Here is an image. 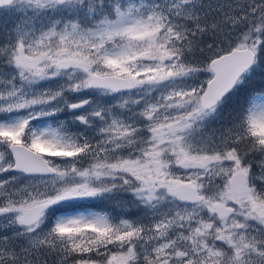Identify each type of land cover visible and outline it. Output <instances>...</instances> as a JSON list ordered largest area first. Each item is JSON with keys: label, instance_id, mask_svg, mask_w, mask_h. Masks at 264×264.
I'll list each match as a JSON object with an SVG mask.
<instances>
[{"label": "rangeland", "instance_id": "374dc122", "mask_svg": "<svg viewBox=\"0 0 264 264\" xmlns=\"http://www.w3.org/2000/svg\"><path fill=\"white\" fill-rule=\"evenodd\" d=\"M53 1L60 5L64 0ZM214 1H201L200 10L192 8L191 14L196 15L201 11L200 22L207 25L206 18L223 13L227 8V3H224L212 8L208 14L206 11ZM245 1L248 2V7H252L254 3L261 0ZM27 2L28 0H19L18 5ZM139 2L146 6V16L137 14L135 17L132 16L129 11L130 7L123 12L115 8V14L120 13L119 17L113 21L110 17H103L91 26L83 28L78 20L66 23L64 19H61L55 22L59 26L56 24L40 26L37 31L30 25L21 33L18 40H16L18 34L14 33L13 38L9 37L7 40L0 41V50L12 47V58L4 65L0 64V139L10 143L23 141L24 137L26 144L33 149L44 150L45 147L54 146L55 149L66 148L67 150V154H61L67 156H60L57 152L50 155L55 160L54 165L58 174L49 181L45 180L46 183H30L29 179L18 175L20 173L10 171L11 162L5 164L0 161V189L9 188L10 191H14L10 202L1 208L3 214L0 216V254L8 255L17 264H36V258L27 261L20 260V258L25 252H34L30 247H38L41 241H50L52 233L59 238V230L63 231L65 226L82 222L102 225L106 221L102 211L97 213L92 210L55 212L52 217L50 215L47 217L50 211L55 210L65 201L92 198V194L100 190L107 191L106 203L113 209L118 222L121 225L132 224L130 218L133 217V220L139 222V227H145L144 230L155 234L154 246L156 248L164 247L171 241L165 236L166 231L176 228L178 224L185 225L191 220L188 219L191 217L190 214L175 212L167 217V214L157 210L161 201H169L171 194L168 191L164 195L162 186L166 185L163 181H173L175 187L181 184L184 189H190L192 186L195 188L194 181L215 179L220 181V184L208 186L209 190L206 195V201L212 199L213 210L217 209L219 213L222 209L226 210L225 201L234 202L235 200L240 203L249 201L248 208L251 211L253 209L255 215L264 216V172L258 178L253 176L256 182L259 181L257 186H249L246 183V188L244 184L241 190L243 192L233 198L227 182L230 175L235 171H244L248 177V170L241 168L240 160L236 155L223 154L222 145L206 146L210 149L208 155L198 153L200 147L198 144L205 141L198 134L197 125L200 123L199 120H207L213 114L212 110L203 111L199 103L205 77L192 75L173 64L166 66L165 63L164 65V61L170 57L169 53L157 54L154 48L139 47L136 42L137 38L145 37V28L149 31L153 28V15H157L158 12L164 15L166 8L164 5L179 12L180 8L177 6L179 1L153 0L147 3L145 0H139ZM154 4H161L162 8L158 7L157 11ZM32 8L28 7L26 10ZM183 13L186 12L183 11ZM18 21L20 28H24V21ZM153 21L158 24V27L160 26L159 20L153 19ZM149 31L146 33L150 34ZM119 33L138 35L130 36L126 44L104 48L98 57L94 56L97 46L103 44V39ZM206 35L209 38L207 48H199L211 55L219 50L217 44L219 37L209 26ZM20 47L22 50L18 51ZM137 56L141 62L134 59ZM44 57L46 61L38 64L40 59L43 61ZM62 58L74 61L71 63L72 67L67 69L70 70L69 73H63L65 69L59 68L56 64ZM145 58L148 59V63L142 64ZM129 63L139 64V67L134 69L138 80L141 79L140 72L144 71L142 65L146 66L142 78L144 81H149L151 85L149 90L158 91L153 98L141 94L132 102H117L116 105H111L103 100L106 96H99L89 102L83 99V96H77L78 93L81 94L91 88L90 75L92 73L104 74L106 66L116 71H123V66L127 68ZM116 65L120 67L116 69ZM205 75L208 78L210 76ZM179 77L185 78L188 86L183 95L176 97V84ZM27 80H32L33 84L40 86L36 89L29 88ZM166 86L169 87L167 91ZM36 90L45 93L41 97L42 102L33 97ZM74 94L76 95L74 104L84 103L89 111L83 117L67 119L66 115H61L57 109H59V104L69 103L65 98L67 95ZM74 104L70 103L68 109L76 110ZM248 107L251 108L250 122L245 120L250 126L249 133H261L263 136L264 91L253 96ZM226 112L225 109L223 116ZM247 112L246 109L245 114ZM44 116L57 120L59 127L55 129L51 122L43 118ZM240 116L237 109L234 110L231 122L235 124L243 122L239 119ZM222 122L227 123V118L224 117ZM21 128H24L23 132L16 134V130ZM139 131L142 135H138ZM208 139L212 140L209 137ZM72 141L81 143L77 145L80 149L82 145L87 148L82 155L83 162L79 165L68 156ZM262 147L264 149V144ZM230 156L236 159L231 160ZM2 158L6 157L0 150V159ZM185 159L189 162L202 160L201 162L207 165L213 161L217 168L216 175L214 177L206 176V174L196 176L195 171H187L189 173L185 174L186 171L179 166V163ZM226 162L227 165H225ZM118 172L125 173L126 182L135 181L130 186L127 185L131 190L128 191L124 189L125 186L115 183L113 178L120 176ZM106 179L116 195L102 184V181ZM138 181L142 183L139 184ZM167 185L170 183L167 182ZM249 193H258V198L252 199ZM119 195L121 197L130 196V202L125 205L120 204ZM217 197L220 199H216ZM42 202H49L52 205L51 208L31 226L19 227L23 211L33 216L35 211L29 212L27 208L30 209ZM175 206L176 209L182 211V207L179 208L176 204ZM147 215L150 216L146 217ZM219 217L224 218L220 215ZM208 224L212 222L195 225L193 229L201 233ZM222 232L225 235L221 239L226 237L225 241H234L232 239L236 234L234 222ZM89 234L90 232H86L83 236ZM122 238L121 234L116 236L117 240ZM252 241L264 246L262 239L251 237L247 240L241 239V249ZM98 242L99 237L92 236L88 239L87 245H95ZM87 245L83 244L81 247ZM126 258L124 253L117 252L114 255L111 254L106 261L107 264H123ZM84 264L91 263L87 260ZM252 264H257V261L253 260Z\"/></svg>", "mask_w": 264, "mask_h": 264}, {"label": "trees", "instance_id": "16d2710c", "mask_svg": "<svg viewBox=\"0 0 264 264\" xmlns=\"http://www.w3.org/2000/svg\"><path fill=\"white\" fill-rule=\"evenodd\" d=\"M217 1H224V0H217ZM225 16L228 17V20L225 24H223L219 30L216 32L218 34V40H220L222 37L229 36V35H239V36H245L244 39L251 36L252 28L254 23H264V3L263 7L256 6L255 8L248 7V2H241L239 0H230L227 8L225 10ZM245 34V35H244ZM208 36L206 35V31H203L199 33L198 39L193 47V57L198 61H205L208 58H210L213 53L210 55L207 53V51H201L199 47H203L204 49L207 48L208 43ZM216 42V41H215ZM11 59V56L0 54V63ZM262 64L264 66V49L262 50ZM264 74L262 71L259 73L261 76ZM64 111L67 112V104L64 105ZM222 114L220 118V122L214 123L212 122L208 131H213L216 135L222 134L225 138H220L218 141H213L214 143L220 144V142L224 141L227 143L225 146L228 148L231 152L236 153V150L239 152H245L246 158L251 161V163L254 166V161L257 160L256 163V172L263 171L264 167L261 165L262 160V152L263 142L258 141L257 138H255L251 133H249V125L244 121V117L242 118L243 123L235 124L231 122V115L230 113L226 112V115L223 116ZM226 117L228 122L224 123L222 122V119ZM217 137V136H216ZM0 144H3L0 142ZM0 148H3L0 145ZM5 149V148H4ZM75 150L73 155L76 157H82V154L78 151L75 154ZM3 155L5 157H9V153L6 151H2ZM83 161V160H82ZM122 182L125 187H128L127 185H131L135 181H127L122 178ZM129 182V183H128ZM38 183H45V181H38ZM1 198V197H0ZM9 199H0V206L9 203ZM129 227H132V225H128ZM137 233H132L127 231V237L124 238V241H122L119 245V247H130V249L135 247V239L132 238L131 235H134ZM117 243V241H116ZM39 255H41L39 253ZM42 256V255H41ZM16 261L12 260L8 255H2L0 254V264H15ZM36 264H55V262H51L45 259H42V261L36 263ZM61 264H69L68 262H63Z\"/></svg>", "mask_w": 264, "mask_h": 264}, {"label": "water", "instance_id": "95a60500", "mask_svg": "<svg viewBox=\"0 0 264 264\" xmlns=\"http://www.w3.org/2000/svg\"><path fill=\"white\" fill-rule=\"evenodd\" d=\"M239 62L235 60L226 61L224 58H216L211 61L210 65L214 72L213 78L208 82L207 89L204 93L202 103L204 106H209L214 103L222 94L227 91L228 84H231L232 77L236 72L231 73L230 69L233 65H237ZM69 60L63 59L58 62V66L67 67ZM101 83L95 82L93 85H99ZM99 86H110V85H99ZM129 85L128 87H130ZM209 102V103H208ZM19 147V148H18ZM23 149V150H22ZM10 150L15 158V164L13 170H22L31 174H42L50 173L51 169L47 166L46 161L42 156L29 149L18 145L10 146ZM21 154V155H20ZM19 164V165H18ZM49 169V170H48ZM45 207V204L38 205L34 211L33 218L22 219L23 223H29L35 219L37 211Z\"/></svg>", "mask_w": 264, "mask_h": 264}, {"label": "flooded vegetation", "instance_id": "af4514ba", "mask_svg": "<svg viewBox=\"0 0 264 264\" xmlns=\"http://www.w3.org/2000/svg\"><path fill=\"white\" fill-rule=\"evenodd\" d=\"M31 2H32V1H31ZM32 10L35 11V13H38L37 10H40V6H39V4H37L36 6H34V7L32 8ZM107 249H108L107 247H106V249H105V248L100 249V250L98 251L97 254H95L94 256H92L90 259H87V260H88L89 262H91V261L95 262V261L97 260V256H98L99 254L108 252ZM117 250H118L119 253H124L125 248H123V247H118ZM79 264H81V263H79Z\"/></svg>", "mask_w": 264, "mask_h": 264}]
</instances>
